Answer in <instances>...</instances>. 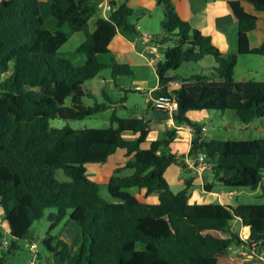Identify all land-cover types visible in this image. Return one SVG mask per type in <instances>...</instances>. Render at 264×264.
I'll return each instance as SVG.
<instances>
[{
	"label": "trees",
	"instance_id": "trees-1",
	"mask_svg": "<svg viewBox=\"0 0 264 264\" xmlns=\"http://www.w3.org/2000/svg\"><path fill=\"white\" fill-rule=\"evenodd\" d=\"M52 29L44 28L39 0H0V207L9 227L8 245L0 249V264L13 254L16 241L30 237V228L54 209L56 217L42 239L50 253L59 252L62 264H218L232 248L250 246L238 237L232 222L248 226L251 239L264 246V202L189 204L191 180L173 192L164 172L183 156L169 151L175 130L166 129L162 137L142 149L140 143L150 131L145 118H119L114 102L102 92L103 102L85 105L86 81L103 69L98 57L108 55L117 33L128 40L136 35L128 22L133 11L126 1L110 0L112 10L106 19L98 16L100 0H47ZM163 19L162 35L173 44L161 52L155 65L158 89L153 96L174 95L178 110L176 125L192 129L188 157L202 153L211 163L213 179L222 187L256 189L264 185V139H204L202 125L192 122L190 111H232L242 124L264 118V82H235L238 55L264 56V41L250 48L248 34L256 16L244 8L250 4L264 19V0H231L228 7L237 25V53L224 56L210 36L183 21L171 0H156ZM94 18V29L88 21ZM83 32L77 53L85 57L74 64L59 53L73 34ZM211 56L215 65L205 75L181 77L176 72L184 63H197ZM112 78L132 76L129 66L111 62ZM11 70V71H10ZM171 74L170 78L165 77ZM179 85L171 88V82ZM66 99L70 105L65 106ZM111 109L106 128H51L49 121H80ZM164 114V113H163ZM165 116V118H164ZM162 120L167 119L164 114ZM124 133L138 134L126 140ZM132 155L122 169L132 170L109 177V195L118 202H107L99 194L98 184L86 174V166L105 162L116 150ZM61 173L63 180L56 178ZM223 172H231L228 177ZM206 189L209 186H205ZM125 189L155 194L158 202L142 203ZM71 210L70 220L79 229V237L66 244L50 236L49 231ZM4 234L0 229V247ZM76 249L74 255L71 251Z\"/></svg>",
	"mask_w": 264,
	"mask_h": 264
},
{
	"label": "crops",
	"instance_id": "crops-1",
	"mask_svg": "<svg viewBox=\"0 0 264 264\" xmlns=\"http://www.w3.org/2000/svg\"><path fill=\"white\" fill-rule=\"evenodd\" d=\"M123 0H116V2H121ZM126 5L133 11L140 15L139 18H136L135 22L132 23L128 20L130 24H133L137 35L140 33H145L150 38L149 45H144L141 42L132 43L125 36L120 33H117L116 36L110 43L109 46V55L110 60L112 59L117 64L127 65L130 67L131 72L136 67H152L155 73V66L148 64L147 59L153 57L150 48L156 43V37L161 32L160 23L163 19V13L160 6L157 4L156 0H125ZM176 13L178 16L185 22H187L192 28H195L202 33L210 36L213 44L220 50L224 56L237 53V25L236 21L228 7V2L231 0H171ZM48 3V1L46 0ZM244 8L247 11L252 12L256 16V24L254 29L248 34V44L250 48L259 47L264 41V19L260 13H255L250 4L243 2ZM44 7L49 11V5L45 4ZM162 35V32H161ZM163 36V35H162ZM165 40H168L163 36ZM152 44V45H151ZM157 46V45H156ZM161 48L158 51L157 55H160L163 52ZM240 55L237 56V60ZM261 57V60L264 61V56ZM85 62V57L81 58V64ZM112 62V61H111ZM103 65V64H102ZM112 63L110 64V66ZM109 66V64L107 65ZM237 66V64H236ZM112 74V72H111ZM195 74V73H193ZM133 75V72H132ZM196 75H205L203 68H199V72ZM264 75V73H263ZM233 79L235 82H246L251 79H247L245 75H241L238 79L235 78V68L233 72ZM145 83L146 79L143 80ZM264 82V81H260ZM108 83V82H107ZM178 82H171L170 87L176 88ZM112 85V78L110 83ZM116 86V87H115ZM113 87L111 86V89ZM123 88V85H122ZM120 85H114L112 94H120ZM137 88V87H136ZM158 89V80L155 73V80L152 87L147 89L146 95L149 99V107L145 113V119L150 120L151 130L145 133L143 140L140 143L142 149L149 147L150 143L154 140H157L162 137L166 129L175 130L174 138L169 146V151L175 155V152L172 151L173 147L184 149L183 153H179L177 156H183V159L176 164H172L164 172V178L169 184L170 189L173 191V186L180 191L183 189L184 183L188 180H191V189L189 192V204H220L230 207H235L232 204L234 197L237 198V192L235 191H224V189L219 186H214V183L209 181L210 172H202L201 175H198L194 167L197 164L196 159L192 160L188 157V152L190 149L191 135L192 130L189 131L187 128H190L188 125H176L172 122L169 123L167 119L162 120L164 114L154 109L151 99L153 97V92ZM136 90V89H135ZM113 97V96H111ZM117 98V97H116ZM205 111H190L187 113V117L192 121L198 124L200 120L205 116ZM208 116V114H207ZM131 118H144L143 116H134ZM165 118V116H164ZM253 123V122H252ZM264 124V122H263ZM203 138L206 140V128L202 125ZM128 135V136H126ZM123 137L126 140H134L138 137V134L124 133ZM132 158V155H126L124 150H116L114 154L109 156L105 162H96L91 163L97 165L94 169H91V172L87 171L86 173L90 176V179L95 182H101L104 187V190H99L100 196L107 202H118L117 199L112 198L109 195L107 188V181L110 176H112L116 170L122 169L125 163ZM97 170V171H96ZM94 172H97V176L94 175ZM132 170L122 169L119 172V176H129L132 174ZM187 173L191 174L189 179L185 177ZM231 172H223L222 176L228 177ZM182 186V187H179ZM205 186H209L208 189ZM130 195L134 196L142 203L155 204L158 202V196L155 194L145 195L144 190L138 191L137 189H125ZM173 191V192H178ZM212 201H215L213 203ZM71 210H68L65 215L62 217L59 223L55 225L49 235L57 238L59 241L69 244L73 242L76 238L79 237L80 229L79 227L70 220ZM47 221V228L54 222L56 217V212L49 210L45 211L44 216ZM44 219V218H43ZM0 229L4 234V241H7L6 237L9 234V227L3 219L2 208L0 207ZM48 232V229H47ZM46 232V234H47ZM46 236V235H45ZM44 236V237H45ZM43 237V238H44ZM8 242V241H7ZM34 245L33 243L30 244ZM3 247H0L2 249ZM16 248H18L16 242ZM37 250L35 247L33 251ZM231 250V249H230ZM229 251V250H228ZM238 253L236 256L231 257L228 253L223 255L218 259V264H261L257 259H250L247 263L242 262L238 258L240 249L238 248ZM36 252V251H35ZM76 249L71 251V255H74ZM236 253V252H235ZM221 259L222 263H221ZM4 262L6 264L7 258L4 257ZM46 264H62L59 257V252L56 251L52 259L46 258ZM28 264H33L32 262Z\"/></svg>",
	"mask_w": 264,
	"mask_h": 264
},
{
	"label": "rangeland",
	"instance_id": "rangeland-1",
	"mask_svg": "<svg viewBox=\"0 0 264 264\" xmlns=\"http://www.w3.org/2000/svg\"><path fill=\"white\" fill-rule=\"evenodd\" d=\"M45 4H48L46 0H39V7L41 16L44 20V28L51 30L52 24L49 15V11L44 7ZM140 15L134 13L129 21L134 23L136 18H139ZM88 31L91 32L94 29V18L88 21ZM84 40L83 32H78L73 34L68 38L63 45L59 48V53L70 59L74 64L81 65V58H84L82 54L77 53V48ZM162 50H166L167 47H172L173 44L168 40H165L161 35V32L156 37V43ZM110 55H101L98 57L99 61L103 64V69L100 73L93 79L88 80L83 85V90L88 91L93 95V98L84 97L82 102L85 105H93L96 102H103L102 92L111 97L115 102H118L122 97L124 98L123 103H117L115 105V115L119 118H131L134 116H143L145 118V113L149 107V99L146 95L147 89L153 86L155 80V73L152 67H136L132 70V76H117L114 80L112 78V69ZM109 64V66H107ZM215 65L214 59L211 56L204 57L201 61L197 63L189 62L184 63L177 70V74L181 77H188L190 75H196L199 72V68H203L205 74H207L211 68ZM11 71V70H10ZM8 74L0 76V80L4 79ZM195 73V74H193ZM264 61L261 60V57L257 55H240L237 60V66H235V78H239L241 75H245L247 79H251L252 82L264 81ZM112 78V87L114 85H120V94L113 95V88L107 85L110 83ZM146 79V83L143 81ZM108 82V83H107ZM116 87V86H115ZM137 87V88H136ZM136 89V90H135ZM117 97V98H116ZM70 105V99H66L65 106ZM112 114V110L109 109L100 114L87 117L80 121H65L61 119H53L49 121V126L55 129H61L63 127H70L72 129H97V128H106L109 126V118ZM205 118L203 117L198 124L203 125L206 128V139H214L217 141H226V140H260L264 139V118L256 119L253 123L245 125L238 121L235 114L232 111L218 112V111H205ZM208 114V116H207ZM128 136V135H126ZM172 151L177 155L183 153L184 149L173 147ZM97 165L89 164L86 166L87 171L91 172V169L95 168ZM97 171V170H96ZM89 178L90 176L86 174ZM94 175L97 176V172H94ZM186 179L191 177L190 173L185 175ZM56 178L63 180V175L59 172L56 175ZM209 181L214 183V186L219 187L220 185L213 179V175L209 174ZM99 186V190H104V187L101 182H96ZM182 187V186H179ZM222 187V186H221ZM224 191H230L227 188H224ZM173 186V191H178ZM237 192V198H233L232 204L241 203L246 205H257L264 202V185L257 187L256 189L250 188H237L233 190ZM104 198V197H103ZM215 203V201H212ZM55 211L54 209H49ZM47 210V212H49ZM44 218V219H43ZM41 220L36 221L30 228V237L22 240H18V248L13 252V254L6 255L7 258L6 264H28L32 262L33 264H46L45 259H52L54 253L48 252L42 245L41 241L47 232V221L46 217H43ZM234 229H238L239 224L237 221L232 222ZM33 243L34 247L37 249L33 251L34 248L30 247V244ZM238 248H232L227 251L231 257L236 256L238 253ZM236 252V253H235ZM1 255V253H0ZM221 259V263H222ZM50 264V263H48ZM261 264H264V255L263 261Z\"/></svg>",
	"mask_w": 264,
	"mask_h": 264
},
{
	"label": "built area",
	"instance_id": "built-area-1",
	"mask_svg": "<svg viewBox=\"0 0 264 264\" xmlns=\"http://www.w3.org/2000/svg\"><path fill=\"white\" fill-rule=\"evenodd\" d=\"M97 13L98 16L101 18L106 19L108 17L109 12L112 10V5L110 3V0H100L97 3ZM132 43L136 42H141L144 45H149L150 43V38L147 34L145 33H140L136 35L132 40H130ZM152 45V44H151ZM159 47L154 45L153 47L150 48L151 53L153 57H150L147 59L148 64L151 66H155L159 60H160V55L158 54ZM172 75L167 74L165 77L170 78ZM175 82V81H173ZM177 82V81H176ZM179 83V82H178ZM179 85V84H178ZM152 105L155 110L162 112L166 115L167 120L169 123L172 124L173 120V115L177 112L178 110V103L174 95H159V96H153L151 99ZM189 131H191V128H187ZM197 164L194 167L198 175H201L202 172H210L212 165L210 162H208L205 158V155L200 153L198 154L196 158ZM238 233V237L242 241H248L250 246H242L240 247V252L238 254L239 260H241L244 263H247L250 259H257L259 262L263 261V255H264V246L259 250V242L258 241H253L251 239V231L248 226H240L238 229H235ZM8 245L7 241H4L2 244V247L5 248ZM31 248H34V245L30 246Z\"/></svg>",
	"mask_w": 264,
	"mask_h": 264
}]
</instances>
